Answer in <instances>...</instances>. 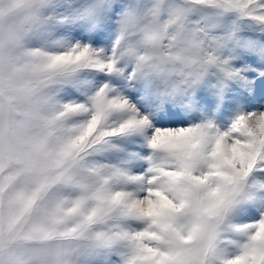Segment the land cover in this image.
<instances>
[{"label": "snow or ice", "instance_id": "1", "mask_svg": "<svg viewBox=\"0 0 264 264\" xmlns=\"http://www.w3.org/2000/svg\"><path fill=\"white\" fill-rule=\"evenodd\" d=\"M0 264H264V0H0Z\"/></svg>", "mask_w": 264, "mask_h": 264}]
</instances>
